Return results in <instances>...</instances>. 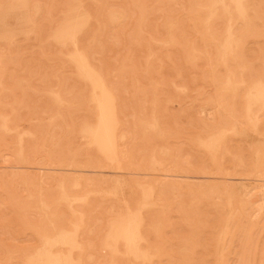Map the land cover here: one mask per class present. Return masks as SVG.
<instances>
[{"label": "rangeland", "instance_id": "rangeland-1", "mask_svg": "<svg viewBox=\"0 0 264 264\" xmlns=\"http://www.w3.org/2000/svg\"><path fill=\"white\" fill-rule=\"evenodd\" d=\"M0 264H264V0H0Z\"/></svg>", "mask_w": 264, "mask_h": 264}, {"label": "bare ground", "instance_id": "bare-ground-1", "mask_svg": "<svg viewBox=\"0 0 264 264\" xmlns=\"http://www.w3.org/2000/svg\"><path fill=\"white\" fill-rule=\"evenodd\" d=\"M228 6V5H227ZM80 54V53H79ZM78 54V55H79ZM77 55V56H78ZM81 55V54H80ZM76 56V57H77ZM81 56H83V54L81 55ZM80 56V57H81ZM75 57V58H76ZM79 57V58H80ZM78 58V57H77ZM76 58V60L78 61V59ZM84 59V58H83ZM86 59H84L83 61H85ZM89 61V60H88ZM87 64V63H86ZM86 64L85 63H83V65L84 66H86ZM82 65V66H83ZM88 65V64H87ZM91 65V64H90ZM87 67V66H86ZM85 67V68H86ZM92 67V66H91ZM84 68V69H85ZM87 68H89V67H87ZM86 71V70H85ZM91 71V70H90ZM91 73V72H90ZM89 76V75H88ZM92 76V79H93V85L95 86V89L97 90H100L101 92V96H99L100 97V99H98L99 101V103H100V106L99 107H101V119H100V124H99V127H98V130H97V133H96V138H94V139H96V142L99 144V146H100V150L101 149H103V148H105V149H108V151L110 152V158L109 159H112V161L114 160L115 161V157H114V153H113V151H112V149L113 148H115L114 147V145H115V141H116V129H118V127L116 128V123H115V120H114V108L115 107H113V102H111V99L109 98V96H110V94H109V96H108V94H107V92H106V90H105V88H104V86H103V83L101 84V82H100V80L98 81V78H96L95 76V74H93V75H91ZM236 77V76H235ZM232 79V78H231ZM91 80V79H90ZM237 80V79H236ZM238 81H239V79H238ZM240 82V81H239ZM239 84V83H238ZM109 91V90H108ZM97 92H99V91H97ZM113 103V104H112ZM116 111V110H115ZM259 112V111H258ZM116 117V116H115ZM262 119V118H261ZM261 121H263V119L261 120ZM119 134V133H118ZM119 138V137H118ZM95 142V141H94ZM116 146V145H115ZM102 147V148H101ZM103 151V150H102ZM114 151H116V148H115V150ZM103 153V152H102ZM114 154V155H113ZM116 156V155H115ZM117 159V158H116ZM111 161V160H110ZM109 161V162H110ZM245 208V207H244ZM128 209V208H127ZM249 209V208H248ZM132 210V209H131ZM129 211V210H128ZM132 212H135V211H132ZM247 212H249L248 210H247ZM231 215V214H230ZM229 215V216H230ZM124 218V217H123ZM124 220V219H123ZM129 222H130V220H129ZM236 222V221H235ZM117 224V223H116ZM115 224V225H116ZM126 224H128L127 222H126ZM124 226V225H123ZM115 227V226H114ZM125 227H126V225H125ZM125 229V228H124ZM123 229V231H125L126 229L128 230V228H126L125 230ZM113 230H115V229H113ZM126 230V231H127ZM117 231V230H116ZM127 233H128V231H127ZM122 234H124V233H122ZM126 234V233H125ZM114 235V234H113ZM127 235V234H126ZM129 235L130 236H132V238H135V236L137 235V232H136V230H130L129 231ZM125 236V235H124ZM57 238V237H56ZM127 239H129V237H126ZM125 238V239H126ZM58 239V238H57ZM57 242H58V240H57ZM122 243V242H121ZM135 244V243H134ZM125 247H127V246H125ZM57 253V252H56ZM55 253V254H56ZM54 254V253H53ZM65 254V253H64ZM61 263H62V260H61Z\"/></svg>", "mask_w": 264, "mask_h": 264}]
</instances>
